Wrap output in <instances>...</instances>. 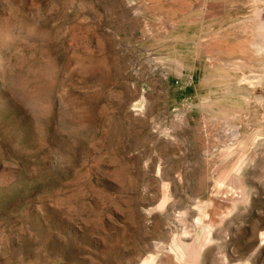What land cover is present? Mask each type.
<instances>
[{
	"label": "rangeland",
	"instance_id": "374dc122",
	"mask_svg": "<svg viewBox=\"0 0 264 264\" xmlns=\"http://www.w3.org/2000/svg\"><path fill=\"white\" fill-rule=\"evenodd\" d=\"M236 63L264 0H0V264H264Z\"/></svg>",
	"mask_w": 264,
	"mask_h": 264
},
{
	"label": "bare ground",
	"instance_id": "6f19581e",
	"mask_svg": "<svg viewBox=\"0 0 264 264\" xmlns=\"http://www.w3.org/2000/svg\"><path fill=\"white\" fill-rule=\"evenodd\" d=\"M260 50H263V47H261ZM236 62L239 63V61H236ZM243 64L244 63L237 65V63H236V67L238 68L237 70H240V72L246 71L243 75H240V76H237L236 78H234V81L236 82L235 86H236L237 91L240 93H242V91L251 92L252 94L258 93L259 91H261L264 80L262 81L261 76H260V79L258 77H255L254 71L251 68L252 66H247V65H243ZM247 67H249V69ZM241 188L242 187L240 186V191H238L239 193H241Z\"/></svg>",
	"mask_w": 264,
	"mask_h": 264
}]
</instances>
